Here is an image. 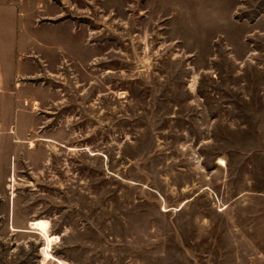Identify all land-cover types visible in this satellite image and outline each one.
<instances>
[{"label": "rangeland", "instance_id": "1", "mask_svg": "<svg viewBox=\"0 0 264 264\" xmlns=\"http://www.w3.org/2000/svg\"><path fill=\"white\" fill-rule=\"evenodd\" d=\"M59 261L264 264V0H0V264Z\"/></svg>", "mask_w": 264, "mask_h": 264}, {"label": "bare ground", "instance_id": "2", "mask_svg": "<svg viewBox=\"0 0 264 264\" xmlns=\"http://www.w3.org/2000/svg\"><path fill=\"white\" fill-rule=\"evenodd\" d=\"M30 227H32V229H34V230H37V231L39 230V232H41L44 235V239H46L48 241V243H49L48 248H51L52 247V243L56 239L59 238L58 236L50 235L51 222L48 221V220H36V221L31 223ZM50 254L51 253H47L48 256H51ZM59 263H61V262L59 261Z\"/></svg>", "mask_w": 264, "mask_h": 264}, {"label": "crops", "instance_id": "3", "mask_svg": "<svg viewBox=\"0 0 264 264\" xmlns=\"http://www.w3.org/2000/svg\"><path fill=\"white\" fill-rule=\"evenodd\" d=\"M39 6H40V3L37 5V7H36V8H39ZM43 9H45V8L43 7Z\"/></svg>", "mask_w": 264, "mask_h": 264}]
</instances>
